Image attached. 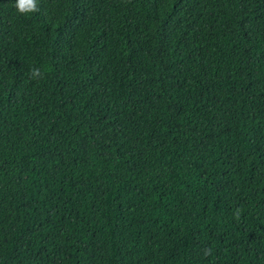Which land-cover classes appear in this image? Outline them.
I'll return each instance as SVG.
<instances>
[{
	"label": "trees",
	"instance_id": "obj_1",
	"mask_svg": "<svg viewBox=\"0 0 264 264\" xmlns=\"http://www.w3.org/2000/svg\"><path fill=\"white\" fill-rule=\"evenodd\" d=\"M38 7L0 0V264H264V0Z\"/></svg>",
	"mask_w": 264,
	"mask_h": 264
},
{
	"label": "clouds",
	"instance_id": "obj_2",
	"mask_svg": "<svg viewBox=\"0 0 264 264\" xmlns=\"http://www.w3.org/2000/svg\"><path fill=\"white\" fill-rule=\"evenodd\" d=\"M14 8L17 13L21 15H29L39 11L38 0H14ZM41 76V72L38 68H32L30 70V77L38 79ZM239 210H237V215ZM207 254V252H206Z\"/></svg>",
	"mask_w": 264,
	"mask_h": 264
}]
</instances>
